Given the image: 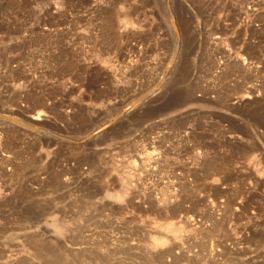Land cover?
<instances>
[{
	"label": "rangeland",
	"instance_id": "374dc122",
	"mask_svg": "<svg viewBox=\"0 0 264 264\" xmlns=\"http://www.w3.org/2000/svg\"><path fill=\"white\" fill-rule=\"evenodd\" d=\"M0 264H264V0H0Z\"/></svg>",
	"mask_w": 264,
	"mask_h": 264
},
{
	"label": "bare ground",
	"instance_id": "6f19581e",
	"mask_svg": "<svg viewBox=\"0 0 264 264\" xmlns=\"http://www.w3.org/2000/svg\"><path fill=\"white\" fill-rule=\"evenodd\" d=\"M244 97V96H243ZM249 98V97H248ZM245 99H246V97H245ZM38 118H40V116L39 115H37V117H35L34 116V118L32 119V120H38ZM123 181V180H122ZM124 185V184H123ZM116 199L118 200L119 198H120V196L117 194L116 196ZM114 197V198H115ZM164 233H167V234H177L178 233V229H176V228H174V227H170V226H167V227H165L164 228ZM161 240H163V239H161V238H159V237H156L155 239H154V241H155V243H153V244H160V243H162V241Z\"/></svg>",
	"mask_w": 264,
	"mask_h": 264
}]
</instances>
